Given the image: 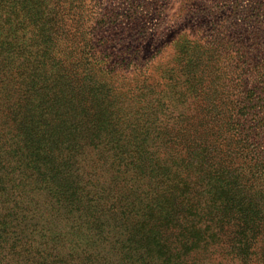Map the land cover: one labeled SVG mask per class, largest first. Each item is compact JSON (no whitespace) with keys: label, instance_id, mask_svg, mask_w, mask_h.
I'll use <instances>...</instances> for the list:
<instances>
[{"label":"trees","instance_id":"16d2710c","mask_svg":"<svg viewBox=\"0 0 264 264\" xmlns=\"http://www.w3.org/2000/svg\"><path fill=\"white\" fill-rule=\"evenodd\" d=\"M106 14L0 0V264H264L259 33L215 27L181 89L102 55Z\"/></svg>","mask_w":264,"mask_h":264},{"label":"rangeland","instance_id":"374dc122","mask_svg":"<svg viewBox=\"0 0 264 264\" xmlns=\"http://www.w3.org/2000/svg\"><path fill=\"white\" fill-rule=\"evenodd\" d=\"M98 2L107 11V24L97 31V37L112 34L108 38L114 45L112 50L102 49V55H119L123 48L128 58L139 57L145 64L156 62L167 72V81L174 80L181 89L184 85L180 86L177 80L185 71L181 65L188 63V56L199 53L200 45L212 38L215 27L226 26L229 38L235 43L245 41L250 45L252 40H248L254 39V33H259L260 41L264 42V0ZM252 48L250 66L264 59V43L261 49L255 45ZM242 64V59H238L234 65L239 69Z\"/></svg>","mask_w":264,"mask_h":264}]
</instances>
